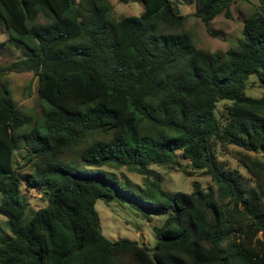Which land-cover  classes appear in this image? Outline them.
I'll list each match as a JSON object with an SVG mask.
<instances>
[{"label": "trees", "instance_id": "obj_1", "mask_svg": "<svg viewBox=\"0 0 264 264\" xmlns=\"http://www.w3.org/2000/svg\"><path fill=\"white\" fill-rule=\"evenodd\" d=\"M141 1V15L116 19L110 0H0L2 44L22 50L0 77L32 72L47 104L34 117L0 88V213L10 230L0 264H264V93H246L252 76L264 88V0L225 51L197 47L176 0ZM184 1L210 32L215 17H232L233 0ZM22 147L30 173L18 167ZM75 154L82 167L64 159ZM153 164L200 170L214 186L170 192L147 181L143 195L105 169L149 177ZM24 183L47 205L29 208ZM117 196L165 215L153 246L104 235L96 202Z\"/></svg>", "mask_w": 264, "mask_h": 264}, {"label": "rangeland", "instance_id": "obj_2", "mask_svg": "<svg viewBox=\"0 0 264 264\" xmlns=\"http://www.w3.org/2000/svg\"><path fill=\"white\" fill-rule=\"evenodd\" d=\"M113 5V17L116 19L122 16H139L144 11V4L141 0H130L122 2L120 0H110ZM258 0H233L231 5L232 17L228 18L225 15H218L214 18L211 24V32L200 18L195 15V4H186L184 0H176L182 14L187 15V19L183 26L184 30L192 32L197 47L205 50H227L229 47L235 46L238 39L242 36L243 20L249 16L258 6ZM8 38V32L0 20V66L7 65L21 56V51L14 46L9 50L4 48L2 44ZM6 85L12 92L20 110L23 113L31 114L34 117H39L47 104H45L38 95L37 77L32 72H6L0 77V88ZM246 93L250 96L259 97L264 93L256 76H252L247 84ZM229 101H221L218 103V110H221L225 105H229ZM94 133V132H93ZM92 134V133H91ZM89 134L80 147L74 150L81 153L84 145H87L92 139ZM98 136V134H93ZM99 137V136H98ZM23 144V142H20ZM31 155V154H30ZM26 147H22L16 152V160L20 170L32 172V165L27 163L30 158ZM230 167H238L242 171L243 167L238 165L237 161L226 153L220 155ZM64 159L68 162L76 163L82 167L84 163L80 158V154L66 155ZM183 167L188 171H193L188 165L187 160L180 158ZM150 168L154 171L153 175L146 176L130 171L127 167L110 168L105 166V169L113 171L118 176L119 180L125 186L128 182L134 193L145 195L149 188L146 185L147 181L160 180L161 187L170 192L184 191L191 192L193 183L198 181L208 189L214 186V182L210 175L204 174L202 171H194L193 175L187 176L183 173L181 166L173 168L166 165L153 164ZM148 178V180H147ZM23 190L26 193L28 207L38 209L47 205V200L42 193L29 186L23 184ZM2 194L0 193V204ZM96 211L98 212L101 228L110 240L116 241L121 238H130L139 242L147 243L153 246L156 242L155 226H161L165 215L147 211L146 207L141 206L137 201L127 199L123 196H117L113 201L107 203L103 199H98L96 202ZM151 216V221L148 216ZM7 218L0 213V239L5 234L10 233L7 227Z\"/></svg>", "mask_w": 264, "mask_h": 264}]
</instances>
